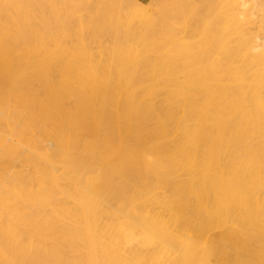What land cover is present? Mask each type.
<instances>
[{
    "label": "bare ground",
    "instance_id": "1",
    "mask_svg": "<svg viewBox=\"0 0 264 264\" xmlns=\"http://www.w3.org/2000/svg\"><path fill=\"white\" fill-rule=\"evenodd\" d=\"M0 264H264V0H0Z\"/></svg>",
    "mask_w": 264,
    "mask_h": 264
},
{
    "label": "rangeland",
    "instance_id": "2",
    "mask_svg": "<svg viewBox=\"0 0 264 264\" xmlns=\"http://www.w3.org/2000/svg\"><path fill=\"white\" fill-rule=\"evenodd\" d=\"M189 3V2H188ZM193 5V3H191V6Z\"/></svg>",
    "mask_w": 264,
    "mask_h": 264
}]
</instances>
